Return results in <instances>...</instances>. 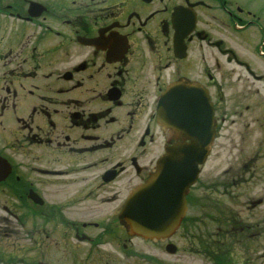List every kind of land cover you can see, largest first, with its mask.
Listing matches in <instances>:
<instances>
[{"label": "flooded vegetation", "instance_id": "obj_1", "mask_svg": "<svg viewBox=\"0 0 264 264\" xmlns=\"http://www.w3.org/2000/svg\"><path fill=\"white\" fill-rule=\"evenodd\" d=\"M259 9L255 0H0V258L264 264L258 147L201 173L167 236L142 238L118 219L173 141L156 115L171 84L207 90L217 136L245 137L250 122L263 132L261 107L244 106L242 118L250 76L264 83L252 62L264 65ZM233 76L245 83L226 106Z\"/></svg>", "mask_w": 264, "mask_h": 264}, {"label": "water", "instance_id": "obj_2", "mask_svg": "<svg viewBox=\"0 0 264 264\" xmlns=\"http://www.w3.org/2000/svg\"><path fill=\"white\" fill-rule=\"evenodd\" d=\"M170 94H167L165 97V100L169 102V96ZM202 100L201 98H199ZM164 100V102H165ZM163 102V107H165L164 110H171L169 107ZM163 110V109H162ZM175 112L176 115H180L175 110L171 113ZM184 112H187L190 115L189 119L186 118H179L178 121L188 130H192L195 134L193 136L192 143L193 146L188 147H176L173 149L174 152V162H170L169 159L172 157V152L169 156H166L159 164L158 170L153 178H151L150 181L153 180L151 185H148V189L155 183L159 181H164L165 184L172 183L174 180H179L183 182V186L186 185L189 181H191L196 173V165L195 162H202L204 158V146L207 144V141L211 138V131L205 133H196V130L201 129V124H204L205 121L208 123L209 118L206 120L203 119L200 121V124L197 123L194 125V121H199V114L197 111L194 112V118L191 114L190 110L188 108L184 109ZM174 114V113H173ZM181 116V115H180ZM179 116V117H180ZM197 117V118H196ZM211 120V118H210ZM179 172H184L185 176H181ZM146 188V187H145ZM143 188V190L145 189ZM144 195V193L141 191V193ZM129 211V204L125 207V213H128Z\"/></svg>", "mask_w": 264, "mask_h": 264}, {"label": "rangeland", "instance_id": "obj_3", "mask_svg": "<svg viewBox=\"0 0 264 264\" xmlns=\"http://www.w3.org/2000/svg\"><path fill=\"white\" fill-rule=\"evenodd\" d=\"M255 3L256 4H258V6H259V10H260V12H261V14L264 16V10H263V6H264V0H255ZM245 82H242V81H240V84L238 85L239 87H242V85L244 84ZM253 88V87H252ZM251 88V89H252ZM27 105H26V103H24L23 105H22V107H21V111H22V113L24 112V110H25V107H26ZM7 124H8V126H12V124H13V120L12 119H8L7 120ZM3 133V129H1L0 130V135ZM264 135V134H263ZM262 140V139H261ZM230 146H231V143L229 142V141H227V140H217V144H216V146H215V148L213 147V149H214V151H213V153L208 157V159H207V161H206V164L208 165V164H215V163H225L226 162V156H227V154H226V151L227 150H225V148L226 149H231L230 148ZM264 144L261 142L260 143V151H261V153L262 154H264ZM228 153H229V151H228ZM230 155L235 159L236 157H238L239 155H237L236 154V152H235V154L232 152V153H230ZM236 156V157H235ZM207 166H205V168H206ZM204 168V169H205ZM2 208V206H1V204H0V209ZM0 214H1V210H0ZM0 240H1V237H0ZM3 250V248H1L0 247V252ZM2 264V263H1ZM101 264H106V263H101Z\"/></svg>", "mask_w": 264, "mask_h": 264}]
</instances>
